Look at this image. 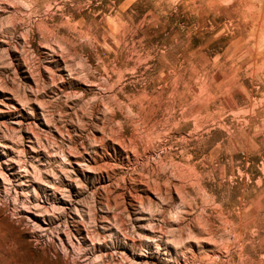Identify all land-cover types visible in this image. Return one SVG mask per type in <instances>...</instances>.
Instances as JSON below:
<instances>
[{
    "label": "rangeland",
    "instance_id": "rangeland-1",
    "mask_svg": "<svg viewBox=\"0 0 264 264\" xmlns=\"http://www.w3.org/2000/svg\"><path fill=\"white\" fill-rule=\"evenodd\" d=\"M0 264H264V0H0Z\"/></svg>",
    "mask_w": 264,
    "mask_h": 264
}]
</instances>
